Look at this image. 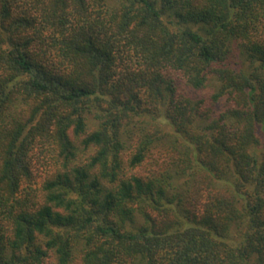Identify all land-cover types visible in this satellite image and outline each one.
<instances>
[{"label":"trees","instance_id":"obj_1","mask_svg":"<svg viewBox=\"0 0 264 264\" xmlns=\"http://www.w3.org/2000/svg\"><path fill=\"white\" fill-rule=\"evenodd\" d=\"M0 264H264V0H0Z\"/></svg>","mask_w":264,"mask_h":264},{"label":"rangeland","instance_id":"obj_2","mask_svg":"<svg viewBox=\"0 0 264 264\" xmlns=\"http://www.w3.org/2000/svg\"><path fill=\"white\" fill-rule=\"evenodd\" d=\"M208 91H209L208 89H205V90L203 91V93L207 94ZM201 94H202V92H201ZM50 261H52V260L49 259L48 262H50Z\"/></svg>","mask_w":264,"mask_h":264}]
</instances>
